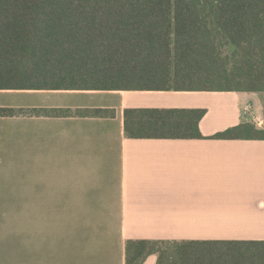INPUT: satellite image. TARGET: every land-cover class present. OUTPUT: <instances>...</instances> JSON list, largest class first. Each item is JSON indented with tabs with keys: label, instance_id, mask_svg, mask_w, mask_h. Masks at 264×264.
<instances>
[{
	"label": "crops",
	"instance_id": "crops-1",
	"mask_svg": "<svg viewBox=\"0 0 264 264\" xmlns=\"http://www.w3.org/2000/svg\"><path fill=\"white\" fill-rule=\"evenodd\" d=\"M261 97L0 90V264H125L130 240L264 241V140L209 138L251 123L247 105L263 129ZM140 109L206 110L204 138H128L124 112Z\"/></svg>",
	"mask_w": 264,
	"mask_h": 264
},
{
	"label": "trees",
	"instance_id": "trees-1",
	"mask_svg": "<svg viewBox=\"0 0 264 264\" xmlns=\"http://www.w3.org/2000/svg\"><path fill=\"white\" fill-rule=\"evenodd\" d=\"M0 90L264 95V0H0ZM206 110H125L132 139H203ZM210 139L264 140L242 122ZM264 264V241H126L125 264Z\"/></svg>",
	"mask_w": 264,
	"mask_h": 264
},
{
	"label": "built area",
	"instance_id": "built-area-1",
	"mask_svg": "<svg viewBox=\"0 0 264 264\" xmlns=\"http://www.w3.org/2000/svg\"><path fill=\"white\" fill-rule=\"evenodd\" d=\"M244 111L246 113H251V107L249 105H247L246 107H244ZM255 121V125H257V127L261 128V122L260 121H257V120H254Z\"/></svg>",
	"mask_w": 264,
	"mask_h": 264
},
{
	"label": "rangeland",
	"instance_id": "rangeland-1",
	"mask_svg": "<svg viewBox=\"0 0 264 264\" xmlns=\"http://www.w3.org/2000/svg\"><path fill=\"white\" fill-rule=\"evenodd\" d=\"M262 102H263V104H264V95H262ZM248 114V116H249V118H250V122L251 123H253V124H255V117H254V115H252L251 113H247ZM264 123V122H263ZM263 128H264V124H263ZM11 227H12V224H11ZM2 239H3V236H2ZM3 242V241H2ZM15 250V249H14Z\"/></svg>",
	"mask_w": 264,
	"mask_h": 264
}]
</instances>
